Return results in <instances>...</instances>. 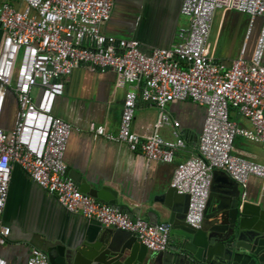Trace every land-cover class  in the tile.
Returning <instances> with one entry per match:
<instances>
[{"label": "built area", "instance_id": "built-area-1", "mask_svg": "<svg viewBox=\"0 0 264 264\" xmlns=\"http://www.w3.org/2000/svg\"><path fill=\"white\" fill-rule=\"evenodd\" d=\"M115 0H4L0 5V121L11 101L17 110L11 129L0 125V246L11 229L2 221L9 195L13 165H19L43 190L54 195L68 212L102 226L133 233L151 252L168 248L170 227L131 218L107 203L82 193L67 176L64 157L72 127L53 113L65 89L64 79L80 67L92 72L111 70L115 87L134 86L125 92L117 136L104 126H91L95 138L124 143L150 161L172 164L184 141L167 112L174 101H192L206 109L199 137V153L177 164L171 187L189 196L186 223L200 229L213 172H225L236 181L245 200L251 177L264 183V164L233 154L238 136L264 142V0H183L181 14L188 25L176 34L169 48L141 50L135 39L103 33ZM234 10L256 18L262 25L255 48L246 58L244 43L239 58L229 67L207 55L206 47L216 11ZM139 91V92H138ZM141 97L158 109L155 131L140 137L132 131L136 102ZM234 109L251 125L238 126ZM174 127V140L159 130ZM0 264H7L0 256ZM26 264H50L46 253L31 248Z\"/></svg>", "mask_w": 264, "mask_h": 264}, {"label": "crops", "instance_id": "crops-1", "mask_svg": "<svg viewBox=\"0 0 264 264\" xmlns=\"http://www.w3.org/2000/svg\"><path fill=\"white\" fill-rule=\"evenodd\" d=\"M3 1L0 0V5ZM182 3L183 0H115L102 31L116 38L138 40L144 53L153 48H169L175 44L178 30L188 25V18L180 11ZM249 21L248 15L234 10L216 11L207 55L229 67L239 58L246 43L245 56L250 58L262 18L255 19L247 38ZM115 81L116 74L111 70L92 72L86 67L75 69L64 79V93L57 98L53 113L72 127L64 157L68 173L77 180L78 188L86 181L93 187L92 183L114 187L120 194L119 205L135 218L166 224L169 210L164 193L171 186L175 166L199 153L206 109L192 101L168 104L167 112L173 122L179 123L176 130L185 146L176 151L172 164L150 161L143 154L132 152L124 143L104 136L95 138L91 131L95 125L104 126L109 136H117L119 132L125 92L134 86L116 88ZM12 118V113L6 119L4 115L0 125L11 129ZM157 118L158 109L139 94L132 131L143 138L151 135ZM230 118L240 127L251 128L234 109L230 111ZM173 131V126L165 125L159 133L166 140H174ZM233 154L264 164V142H251L238 136ZM247 198L264 208V183L260 179L250 178ZM2 221L11 229L6 243L0 246V256L7 264H26L35 234L70 246L100 226L68 212L17 164L13 165Z\"/></svg>", "mask_w": 264, "mask_h": 264}, {"label": "water", "instance_id": "water-1", "mask_svg": "<svg viewBox=\"0 0 264 264\" xmlns=\"http://www.w3.org/2000/svg\"><path fill=\"white\" fill-rule=\"evenodd\" d=\"M67 176L76 184L68 169ZM92 184L95 187L83 182L79 190L135 218L119 205L120 194L114 187ZM163 198L170 227L165 251L151 252L133 233L102 225L70 246L38 234L30 243L46 253L50 264H264V208L243 200L238 183L225 172H213L200 229L186 223L188 195L170 186Z\"/></svg>", "mask_w": 264, "mask_h": 264}, {"label": "rangeland", "instance_id": "rangeland-1", "mask_svg": "<svg viewBox=\"0 0 264 264\" xmlns=\"http://www.w3.org/2000/svg\"><path fill=\"white\" fill-rule=\"evenodd\" d=\"M16 110H17V107H16V104H15V102L13 100V101L10 102V104L8 105V107H7L6 111H5V119H6V117H8V115L10 113H12V116H14Z\"/></svg>", "mask_w": 264, "mask_h": 264}, {"label": "flooded vegetation", "instance_id": "flooded-vegetation-1", "mask_svg": "<svg viewBox=\"0 0 264 264\" xmlns=\"http://www.w3.org/2000/svg\"><path fill=\"white\" fill-rule=\"evenodd\" d=\"M1 40H2V32L0 30V43H1Z\"/></svg>", "mask_w": 264, "mask_h": 264}]
</instances>
